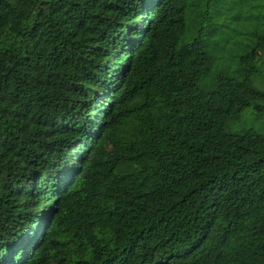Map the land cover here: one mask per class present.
Here are the masks:
<instances>
[{
	"label": "trees",
	"instance_id": "1",
	"mask_svg": "<svg viewBox=\"0 0 264 264\" xmlns=\"http://www.w3.org/2000/svg\"><path fill=\"white\" fill-rule=\"evenodd\" d=\"M264 0H0V264H264Z\"/></svg>",
	"mask_w": 264,
	"mask_h": 264
},
{
	"label": "rangeland",
	"instance_id": "2",
	"mask_svg": "<svg viewBox=\"0 0 264 264\" xmlns=\"http://www.w3.org/2000/svg\"><path fill=\"white\" fill-rule=\"evenodd\" d=\"M250 126L256 129L257 131H259L260 133L264 134V126L262 123H255V124L252 123Z\"/></svg>",
	"mask_w": 264,
	"mask_h": 264
}]
</instances>
